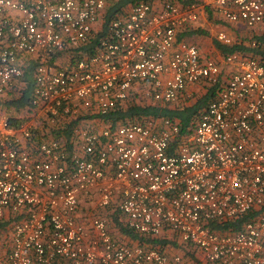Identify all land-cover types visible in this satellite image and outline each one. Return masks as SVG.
Returning <instances> with one entry per match:
<instances>
[{"label":"built area","instance_id":"1","mask_svg":"<svg viewBox=\"0 0 264 264\" xmlns=\"http://www.w3.org/2000/svg\"><path fill=\"white\" fill-rule=\"evenodd\" d=\"M112 1L0 0V97L39 61L33 117L17 126L0 117V226L7 212L17 217L0 228V264H193L116 240L108 224L116 213L144 238L173 231L204 264H264V213L237 232L211 229L264 207L262 63L228 55L239 70L187 133L170 119L115 128L93 120L132 95L175 105L193 100L188 86L217 84L222 66L179 34L202 5L253 28L264 22V0L139 1L109 23L89 57L53 63L104 30ZM79 118L69 143L49 129L36 133L39 122L52 128Z\"/></svg>","mask_w":264,"mask_h":264},{"label":"trees","instance_id":"2","mask_svg":"<svg viewBox=\"0 0 264 264\" xmlns=\"http://www.w3.org/2000/svg\"><path fill=\"white\" fill-rule=\"evenodd\" d=\"M139 1H145L148 3L154 1L182 2L181 0H113L109 4L104 16V30L101 32H95L91 42L86 47L73 50L69 49L65 52L58 53L53 57L52 62H58L62 65H70L89 57L90 53L96 50L99 40L107 30L109 23L115 18L124 15L133 4ZM263 45L264 43L262 41H255L253 42V48H251V51L242 48H224L223 50L226 53H229V55L236 53V50H242L241 54L244 52L249 58L255 59L264 65ZM38 66V60L34 59L28 62L24 66V74L21 85L17 86L15 90L4 95L6 98H3V96L0 97V107L9 116V121L13 126H17L21 122L30 119L35 113L32 109V102L35 90V74ZM214 94L215 93H212L206 97L199 98L190 104H188V101L181 99L176 105L146 104L144 100L138 99V95H132L125 106L118 108L108 116H103L102 119H104L103 121L106 123L112 124L114 128L119 123L145 124L152 119H170L178 121L182 128V132L187 133L193 125L198 122L201 114L215 99L213 98ZM83 119L84 118L69 120L52 128L45 122H39L36 133L41 136L46 129H49L50 133H48V136L62 140L64 143H69L71 141L73 130L80 125ZM262 213H264V207L235 220L213 223L211 225V229L219 233L237 232L240 231L245 224L255 220ZM112 223L114 226L119 228L120 232L124 236H127L134 241H139L142 244L141 246H146L144 244H150L149 246L159 245V242L155 241L156 239L153 240L152 238H144L127 228L125 226V222L123 223V217L119 213L113 214L108 218L109 227L112 226ZM4 226L5 225L2 224L0 228ZM112 235L114 237L113 233Z\"/></svg>","mask_w":264,"mask_h":264},{"label":"crops","instance_id":"3","mask_svg":"<svg viewBox=\"0 0 264 264\" xmlns=\"http://www.w3.org/2000/svg\"><path fill=\"white\" fill-rule=\"evenodd\" d=\"M163 2L165 1H154L151 2V4H154L156 7H161ZM220 34L226 35L227 38L231 40V44H225L220 41L218 39ZM178 41L197 46L203 60L211 59L218 62L222 66V74L217 84L201 83L188 86L186 94L192 93L194 97L193 100L188 101V104H190L193 101L206 97L212 93H215V97L217 96L218 91L224 83L227 82L232 73L239 70L238 64L228 65L225 63V58L229 55V53H226L223 49L242 48L251 51V48H253V42L262 41L264 43V22L253 28H249L243 22L232 23L227 21L219 12L215 10L213 6L202 5L199 20L185 28L179 34ZM241 51L242 50H236V53L234 54H238L240 52L239 54L241 56L248 57L244 52L241 54ZM20 85L21 83L19 86ZM214 95L213 98H215ZM3 98L6 97L3 96ZM183 100L186 101L185 99ZM0 117H9L1 107ZM93 120L95 123L104 119L95 117ZM100 125L101 124H94L95 128H93L95 130H100ZM7 217L8 220L4 225L9 227L11 222L17 217L13 216L9 212H7ZM115 235V237H119L117 238L118 241L131 247L142 245L139 241H134L131 238L124 236L122 233H119V236H117V234ZM154 239L159 242V245L152 246L159 248L166 255L170 257L180 255L183 256L185 260L190 261L193 264H204L201 252L194 246L183 243L173 231L165 230L159 237ZM0 245H2V242H0Z\"/></svg>","mask_w":264,"mask_h":264},{"label":"rangeland","instance_id":"4","mask_svg":"<svg viewBox=\"0 0 264 264\" xmlns=\"http://www.w3.org/2000/svg\"><path fill=\"white\" fill-rule=\"evenodd\" d=\"M123 223H124V220H123ZM110 228H111V232L114 234V237L116 236L115 234H117V236H119V233H121L119 228L117 226H114L113 223H112V226ZM117 238H119V237H115V239H117Z\"/></svg>","mask_w":264,"mask_h":264}]
</instances>
